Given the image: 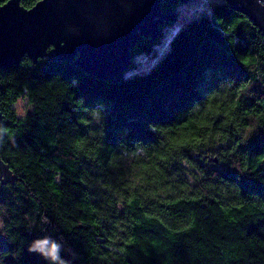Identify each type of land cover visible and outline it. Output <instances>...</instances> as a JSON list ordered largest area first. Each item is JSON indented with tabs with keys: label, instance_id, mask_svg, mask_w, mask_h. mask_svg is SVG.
Masks as SVG:
<instances>
[{
	"label": "trees",
	"instance_id": "1",
	"mask_svg": "<svg viewBox=\"0 0 264 264\" xmlns=\"http://www.w3.org/2000/svg\"><path fill=\"white\" fill-rule=\"evenodd\" d=\"M0 112V264H49L28 251L44 237L68 264H264V37L225 0L115 82L23 56Z\"/></svg>",
	"mask_w": 264,
	"mask_h": 264
},
{
	"label": "water",
	"instance_id": "2",
	"mask_svg": "<svg viewBox=\"0 0 264 264\" xmlns=\"http://www.w3.org/2000/svg\"><path fill=\"white\" fill-rule=\"evenodd\" d=\"M162 1L40 0L25 9L19 0H8L0 8V70L17 67L25 55L34 63L46 56L115 82L132 63L135 45L142 38L155 39L166 21L176 19L177 11H161ZM225 1L264 37V0ZM0 176L10 178L1 159Z\"/></svg>",
	"mask_w": 264,
	"mask_h": 264
},
{
	"label": "rangeland",
	"instance_id": "3",
	"mask_svg": "<svg viewBox=\"0 0 264 264\" xmlns=\"http://www.w3.org/2000/svg\"><path fill=\"white\" fill-rule=\"evenodd\" d=\"M222 1L224 0H187L181 2L177 8L176 19L172 24H168L163 28V34L159 37V41L156 43L154 51L149 55H136L133 58V65L130 64L129 68L124 71V75L126 76L135 72L147 71L166 52L170 39L182 25L191 18L197 17L201 11H205L213 4ZM20 101H23V103H19ZM15 107L16 111L19 107L25 114L30 108V104L27 99L23 98L17 101ZM209 159L211 162L215 160L213 156H210Z\"/></svg>",
	"mask_w": 264,
	"mask_h": 264
},
{
	"label": "clouds",
	"instance_id": "4",
	"mask_svg": "<svg viewBox=\"0 0 264 264\" xmlns=\"http://www.w3.org/2000/svg\"><path fill=\"white\" fill-rule=\"evenodd\" d=\"M19 103H23V101H20ZM17 114H24L19 107L17 108ZM61 250V244L50 239L49 237L36 239L28 246L29 252L38 253L42 258L49 261V264H68L67 261L61 258Z\"/></svg>",
	"mask_w": 264,
	"mask_h": 264
},
{
	"label": "snow or ice",
	"instance_id": "5",
	"mask_svg": "<svg viewBox=\"0 0 264 264\" xmlns=\"http://www.w3.org/2000/svg\"><path fill=\"white\" fill-rule=\"evenodd\" d=\"M7 2V0H5V3ZM3 7V4H0V8H2Z\"/></svg>",
	"mask_w": 264,
	"mask_h": 264
}]
</instances>
